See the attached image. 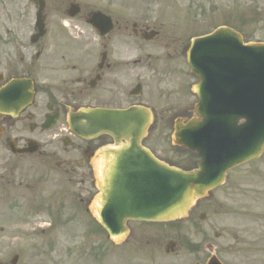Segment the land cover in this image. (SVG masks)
<instances>
[{
	"label": "flooded vegetation",
	"instance_id": "flooded-vegetation-1",
	"mask_svg": "<svg viewBox=\"0 0 264 264\" xmlns=\"http://www.w3.org/2000/svg\"><path fill=\"white\" fill-rule=\"evenodd\" d=\"M189 3L192 9L174 18L159 17L148 8L134 12L131 5L115 10L113 3H107L101 8L107 19H93L91 8L84 7L67 18L62 50L53 48L49 32L34 43L28 35L24 53L18 52L14 41H6L9 49L0 60L4 70L0 73V196L4 199L10 189L13 197H22L18 192L26 181L37 208L52 205L59 221L67 218V227L74 224L98 234L95 246L100 259L104 231L90 208L98 192L97 156L113 140L106 134L79 137L69 120L80 109L141 107L150 112L154 124L142 145L162 161L184 170L193 168L195 157L158 151L153 144L171 135L175 123L184 125L193 117L196 97L191 87L197 79L189 72L188 52L193 39L216 28L215 8H205L200 0ZM229 14H219L221 25L231 27ZM201 16L207 21L202 22ZM201 22H209L211 29H201ZM12 80L21 81L7 89ZM11 202V206L19 204L15 199ZM221 212L222 205L212 197L196 204L183 222H128L127 238L114 247L122 249L128 264H207L212 259L240 264L246 241L242 235L237 240L236 234L217 229ZM186 224L188 229L181 233L185 238L162 240L153 231ZM191 234L197 240H190Z\"/></svg>",
	"mask_w": 264,
	"mask_h": 264
},
{
	"label": "water",
	"instance_id": "water-1",
	"mask_svg": "<svg viewBox=\"0 0 264 264\" xmlns=\"http://www.w3.org/2000/svg\"><path fill=\"white\" fill-rule=\"evenodd\" d=\"M29 1H38L42 11V0ZM40 23L41 17L36 25ZM187 62L199 79L193 92L201 122L176 129L173 143L197 152V169L169 167L141 147L150 116L137 108L82 111L71 122L78 135L107 133L115 141L114 148L100 154L96 203L103 213L93 211L111 241L127 235L128 220L168 222L185 217L196 200L224 182L227 171L264 150V44L243 45L238 34L221 28L195 39ZM199 127L206 135L204 146L197 145L194 136ZM15 263L16 258L10 264Z\"/></svg>",
	"mask_w": 264,
	"mask_h": 264
},
{
	"label": "rangeland",
	"instance_id": "rangeland-1",
	"mask_svg": "<svg viewBox=\"0 0 264 264\" xmlns=\"http://www.w3.org/2000/svg\"><path fill=\"white\" fill-rule=\"evenodd\" d=\"M73 1L79 3L81 7L94 9L103 8L107 3H113L112 9L115 10L121 5L124 7L131 5L136 8L134 12L148 8L151 13L158 12L159 17L161 15L165 18H174L179 13L184 17V13L189 8L192 9L189 2L194 0H45L48 29L56 51L63 48L64 26L67 23L65 9L67 3ZM200 1L205 8H215L217 26L223 24L224 20L219 19L221 11L217 10L216 6L226 8L229 3H240V0ZM241 1L245 5L252 2ZM255 1L257 7L252 12L244 13L238 5L228 18H231L232 24H230L241 32L244 42L264 43V0H259V5L258 0ZM164 12H167V15ZM34 14V8L27 0H0V60L3 59L4 52L7 53L9 49L6 43L8 39L14 41L18 52L24 53L26 38L32 32ZM238 18L247 20L241 23ZM201 19L202 22H206L208 17L205 16L203 19L201 16ZM200 25L203 30L211 29L209 22ZM0 73H4V70L0 69ZM153 144L158 151L168 150L176 154L169 147V134L155 140ZM25 183L26 181L18 192L22 197H13L15 193L10 189L4 199L0 196V262L8 263L12 257L17 256L18 264H128L122 249L113 248L105 234L102 245L100 243L103 256L101 259L98 258L95 246L98 234L92 232L90 228L77 227L74 224L67 227V218L61 217L59 221V216L54 213L52 205L37 208V202H33V192L26 190ZM42 188L39 186V193L42 192ZM213 195L222 205L217 229L236 234L237 240L238 238L240 240L242 235L241 240L246 241L244 245L246 252L239 263L260 264L262 256L259 252H264V242L258 240V237L264 240V234L262 235L264 233V151L258 159L229 172L225 184L215 190ZM14 199L17 204L19 203L17 207L11 206L14 205V202H11ZM51 223H55L54 228L48 227ZM189 225L173 227L174 229L170 225L165 229L154 228L153 231L162 240L175 239L180 235L185 238V234L181 233L186 231ZM202 225L206 226V223ZM85 230L90 231L83 233ZM190 240H197V237L191 234ZM219 244H223V240L219 241ZM261 264H264V259Z\"/></svg>",
	"mask_w": 264,
	"mask_h": 264
}]
</instances>
